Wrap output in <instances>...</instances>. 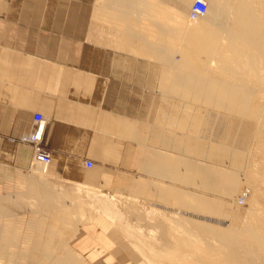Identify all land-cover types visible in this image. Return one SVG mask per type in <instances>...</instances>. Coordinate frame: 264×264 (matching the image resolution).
Listing matches in <instances>:
<instances>
[{
	"label": "crops",
	"instance_id": "crops-1",
	"mask_svg": "<svg viewBox=\"0 0 264 264\" xmlns=\"http://www.w3.org/2000/svg\"><path fill=\"white\" fill-rule=\"evenodd\" d=\"M121 10L90 0H0V218L21 224L13 208L31 196L37 203L26 225L44 234L42 248L55 264L145 263L111 229L76 224L71 203L89 201L87 188L154 202L185 185L184 163L178 158L171 175L164 149L180 130L156 109L160 98L141 96L155 69L139 68L138 44L123 45ZM36 112L47 117L45 173L33 145L19 140Z\"/></svg>",
	"mask_w": 264,
	"mask_h": 264
},
{
	"label": "rangeland",
	"instance_id": "rangeland-1",
	"mask_svg": "<svg viewBox=\"0 0 264 264\" xmlns=\"http://www.w3.org/2000/svg\"><path fill=\"white\" fill-rule=\"evenodd\" d=\"M90 1L121 4L123 45L130 41L132 48L138 44L152 55L142 57L144 51L139 52V68L155 69L147 77L151 89L142 90L141 96L160 98L163 105L156 109L171 128L180 130L179 137L167 138L164 149L171 175L178 158L184 163L185 185L179 190L170 187L162 201L154 202L105 196L87 188L89 201L71 203L76 224L111 229L109 235L130 246L144 264H264V58L262 50L240 40L236 49L230 43L236 39L230 28L237 25L231 19L235 9L229 7L238 0H206L229 15L220 19L224 25L215 40L228 43L220 48L217 61L214 49L207 52L191 42L194 34L205 31L202 35L208 36L216 27L214 21L209 23L211 16L190 18L195 0ZM175 1L187 4L186 11L179 12ZM263 1L249 0L258 9L261 25ZM159 48L167 50L172 61L165 60ZM245 191L249 195L241 203ZM22 199L24 208H13L21 224L14 217L0 218V264H55L52 252L42 248L48 244L44 234L26 225L34 218L31 209L37 202L27 195ZM79 206L86 208L84 212L77 211ZM67 244L75 250L72 241ZM73 249L76 260H83Z\"/></svg>",
	"mask_w": 264,
	"mask_h": 264
},
{
	"label": "bare ground",
	"instance_id": "bare-ground-1",
	"mask_svg": "<svg viewBox=\"0 0 264 264\" xmlns=\"http://www.w3.org/2000/svg\"><path fill=\"white\" fill-rule=\"evenodd\" d=\"M206 1V0H205ZM207 2V1H206ZM237 2V3H236ZM236 2H234V3H236V5H232V6H230L229 7V9H235L234 10V13L233 14H231L232 15V18L231 19H233V20H235L236 21V28L234 27V28H230L233 32V34L234 35H236V39H232V40H230V43L233 45V47L235 46H237V45H235V42L236 41H241V42H243V43H245V44H247V45H249L250 46V48L252 47V48H255V49H257L258 51L259 50H262V56L261 57H263L264 58V23H263V21H261L263 24L261 25L260 23H259V21H260V17L258 16V14H257V12H256V9L254 8V6L252 5V4H250L249 3V0H238V1H236ZM264 2V1H263ZM175 3H176V8H177V10L179 11V12H184V11H186V7L188 6L187 4H184V3H177L176 1H175ZM194 3V2H193ZM192 3V4H193ZM261 3V2H260ZM207 4H208V2H207ZM257 6H261V4L260 5H257ZM257 6H255V7H257ZM191 7H192V5H191ZM191 7H190V10H191ZM263 6H261V8H262ZM258 10V9H257ZM259 12H260V10H259ZM258 12V13H259ZM227 11H224L222 8L221 9H219V7H218V9H217V7L216 6H213V5H211V4H208V8H207V12H206V14H205V17H210L211 16V18L209 19V23L211 22V23H213L212 21H214V24H215V29H213V30H211V31H209L208 32V36H204V35H202V33L201 32H203V33H205V31H201V32H199V34L198 33H196V34H194L193 35V38H192V40H191V42L194 44V45H197L198 47H200L201 49H205L207 52L208 51H210V50H213L214 49V54H213V57L215 56V58H214V60L213 61H217V59H218V55H220V53H221V50H220V48L223 46V45H225L226 43H228V40H226V39H222L221 41H218L219 39L217 38V40H215L216 39V37H217V35L221 32V29H222V24L223 23H221V21H220V19H221V17H227ZM262 15H264V14H262ZM229 16V15H228ZM261 16V15H260ZM204 16H202V17H200L201 19H203V18H205ZM264 18V17H263ZM199 19V18H198ZM193 20V19H192ZM195 20H197V19H195ZM220 21V22H219ZM234 21V22H235ZM228 23H229V21H228ZM231 23H229V25H230ZM233 24V23H232ZM224 25V24H223ZM228 25V24H227ZM209 26H210V24H209ZM233 26V25H232ZM209 29H211L210 27H209ZM227 29V28H226ZM235 29V30H234ZM236 29H237V31H236ZM199 30V29H198ZM197 30V31H198ZM195 31V30H194ZM226 32V31H225ZM231 33V32H230ZM223 34V33H222ZM191 43V44H192ZM242 44V43H241ZM230 45V44H229ZM195 47V48H198V47ZM231 46V45H230ZM239 46V45H238ZM242 46H243V44H242ZM249 46H247V47H249ZM189 47V46H188ZM193 47V46H192ZM234 47V48H235ZM232 48V47H231ZM234 48H232L231 50L233 51V53H234ZM241 48H244V47H241ZM160 50H159V54L165 59V60H167V61H172V58H171V54L170 53H168L167 52V50H162L161 48H159ZM236 49V48H235ZM245 49V48H244ZM199 50V49H198ZM203 50H201V51H203ZM241 50V52H242V49H240ZM245 50H247V49H245ZM252 51H253V49H251ZM247 52H248V50H247ZM256 52V51H255ZM260 52V51H259ZM204 53V52H203ZM232 53V54H233ZM258 53V52H257ZM243 54V53H242ZM205 55V54H204ZM210 55V54H209ZM237 53H236V56L235 57H237ZM247 55V54H246ZM260 55V54H259ZM258 55V56H259ZM221 56V55H220ZM241 56V55H240ZM223 57V56H222ZM231 57V56H230ZM232 58H234V57H232ZM247 58V57H246ZM252 58V57H251ZM210 59V58H209ZM212 59V58H211ZM227 59H229L228 57H227ZM226 59V60H227ZM231 60V59H230ZM237 60V59H236ZM253 60V59H252ZM261 60V59H260ZM228 61V60H227ZM226 61V62H227ZM231 61H233V62H235V59L233 60H231ZM253 62H254V60H253ZM225 63V62H224ZM171 64V63H170ZM232 64V63H231ZM231 64H230V66H231ZM222 65V64H221ZM233 65V64H232ZM226 66V65H225ZM225 66H223V69L225 68ZM228 66V65H227ZM229 68V67H228ZM232 68V67H231ZM230 68V69H231ZM225 70V69H224ZM226 70H227V67H226ZM228 71V70H227ZM223 72H225V71H223ZM226 73V72H225ZM36 113H40V112H36ZM42 114V113H41ZM35 115V114H34ZM43 115V114H42ZM44 116V118L45 119H47V117L45 116V115H43ZM33 120H34V117H33ZM34 126H32V129H31V131L30 132H28V133H25V134H23L20 138H19V140L21 141V142H25V143H30V144H32L31 142H28V141H26V140H24V137H27L28 135H30V134H33V133H31L32 131H33V128ZM46 127H47V124H46ZM45 131H46V128H45ZM45 131L44 132H40L39 134L41 135V140H42V146H43V138H44V134H45ZM33 145V144H32ZM33 147H34V145H33ZM43 148L45 149V150H47L44 146H43ZM34 150H35V148H34ZM48 151V150H47ZM49 152V151H48ZM50 156H51V160H50V162H48V163H46V162H41V161H39L38 159H36L35 158V160L42 166V168H43V170L44 171H47V168H48V166L50 165V163H51V161H52V154L50 153ZM89 163H91V165L89 164ZM87 164L89 165V166H92L93 165V162L92 161H87ZM249 195V191H245L244 193H243V195L241 196V199H240V202L241 203H243L245 200H246V198H247V196ZM108 217L109 218H114V217H112L111 215H108ZM115 220V219H114ZM113 221V220H112Z\"/></svg>",
	"mask_w": 264,
	"mask_h": 264
},
{
	"label": "built area",
	"instance_id": "built-area-1",
	"mask_svg": "<svg viewBox=\"0 0 264 264\" xmlns=\"http://www.w3.org/2000/svg\"><path fill=\"white\" fill-rule=\"evenodd\" d=\"M208 4L205 0H195L192 4L191 10L189 12L190 18L195 20L204 16L207 12ZM47 124V119L41 113H35L33 120V131L24 140L31 142L35 148V158L41 162H50L51 156L50 152L45 150L42 146V140L40 132H44ZM91 165V163H89Z\"/></svg>",
	"mask_w": 264,
	"mask_h": 264
}]
</instances>
